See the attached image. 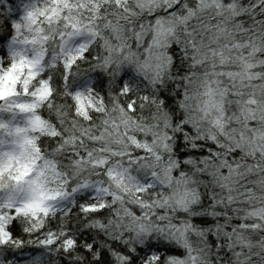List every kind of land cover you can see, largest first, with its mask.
<instances>
[{
  "label": "clouds",
  "instance_id": "clouds-1",
  "mask_svg": "<svg viewBox=\"0 0 264 264\" xmlns=\"http://www.w3.org/2000/svg\"><path fill=\"white\" fill-rule=\"evenodd\" d=\"M0 264H264V0H0Z\"/></svg>",
  "mask_w": 264,
  "mask_h": 264
}]
</instances>
